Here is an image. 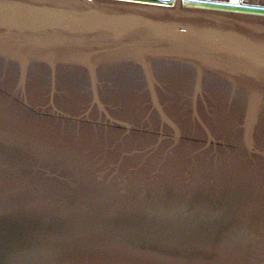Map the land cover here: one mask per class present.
<instances>
[{
	"label": "water",
	"instance_id": "water-1",
	"mask_svg": "<svg viewBox=\"0 0 264 264\" xmlns=\"http://www.w3.org/2000/svg\"><path fill=\"white\" fill-rule=\"evenodd\" d=\"M0 264H264V14L0 0Z\"/></svg>",
	"mask_w": 264,
	"mask_h": 264
},
{
	"label": "rangeland",
	"instance_id": "rangeland-1",
	"mask_svg": "<svg viewBox=\"0 0 264 264\" xmlns=\"http://www.w3.org/2000/svg\"><path fill=\"white\" fill-rule=\"evenodd\" d=\"M183 5H189L193 7H199V8H212V9H221V10H230V11H237V12H248V13H254V14H264V9H259L255 7H247V6H226V5H213L212 3H209L207 0H182Z\"/></svg>",
	"mask_w": 264,
	"mask_h": 264
},
{
	"label": "crops",
	"instance_id": "crops-1",
	"mask_svg": "<svg viewBox=\"0 0 264 264\" xmlns=\"http://www.w3.org/2000/svg\"><path fill=\"white\" fill-rule=\"evenodd\" d=\"M233 1L234 0H231L232 3H235ZM238 3L248 7L264 9V0H247V2H245V0H239Z\"/></svg>",
	"mask_w": 264,
	"mask_h": 264
},
{
	"label": "flooded vegetation",
	"instance_id": "flooded-vegetation-1",
	"mask_svg": "<svg viewBox=\"0 0 264 264\" xmlns=\"http://www.w3.org/2000/svg\"><path fill=\"white\" fill-rule=\"evenodd\" d=\"M175 0H170V2L172 3V2H174ZM182 1V0H181ZM206 1V0H205ZM209 3H212L213 5H226V6H233V5H235V6H237V7H239V6H242V4H240V3H237V2H235V3H232L231 2V0H207ZM234 2V1H233ZM183 3V2H182ZM185 6H187V5H185ZM189 6V5H188ZM244 6V5H243ZM193 7V6H192ZM248 7V6H247ZM259 9H261V8H259Z\"/></svg>",
	"mask_w": 264,
	"mask_h": 264
},
{
	"label": "built area",
	"instance_id": "built-area-1",
	"mask_svg": "<svg viewBox=\"0 0 264 264\" xmlns=\"http://www.w3.org/2000/svg\"><path fill=\"white\" fill-rule=\"evenodd\" d=\"M156 2H159V1H156ZM162 1H160V3H161ZM163 4H171V2H170V0H164V3Z\"/></svg>",
	"mask_w": 264,
	"mask_h": 264
},
{
	"label": "trees",
	"instance_id": "trees-1",
	"mask_svg": "<svg viewBox=\"0 0 264 264\" xmlns=\"http://www.w3.org/2000/svg\"><path fill=\"white\" fill-rule=\"evenodd\" d=\"M143 1H154V2H156V1H162L161 3H164V0H143Z\"/></svg>",
	"mask_w": 264,
	"mask_h": 264
},
{
	"label": "snow or ice",
	"instance_id": "snow-or-ice-1",
	"mask_svg": "<svg viewBox=\"0 0 264 264\" xmlns=\"http://www.w3.org/2000/svg\"><path fill=\"white\" fill-rule=\"evenodd\" d=\"M234 2H237V3H238V2H239V0H234ZM245 2H247V0H245Z\"/></svg>",
	"mask_w": 264,
	"mask_h": 264
},
{
	"label": "clouds",
	"instance_id": "clouds-1",
	"mask_svg": "<svg viewBox=\"0 0 264 264\" xmlns=\"http://www.w3.org/2000/svg\"><path fill=\"white\" fill-rule=\"evenodd\" d=\"M151 2H154V1H151ZM160 3V2H159Z\"/></svg>",
	"mask_w": 264,
	"mask_h": 264
}]
</instances>
